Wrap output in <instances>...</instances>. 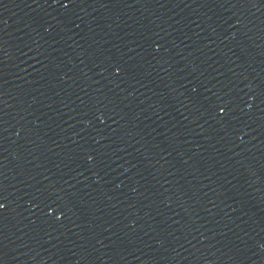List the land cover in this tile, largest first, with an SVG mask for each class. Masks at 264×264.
Here are the masks:
<instances>
[{
	"label": "water",
	"instance_id": "95a60500",
	"mask_svg": "<svg viewBox=\"0 0 264 264\" xmlns=\"http://www.w3.org/2000/svg\"><path fill=\"white\" fill-rule=\"evenodd\" d=\"M0 264H264V0H0Z\"/></svg>",
	"mask_w": 264,
	"mask_h": 264
}]
</instances>
